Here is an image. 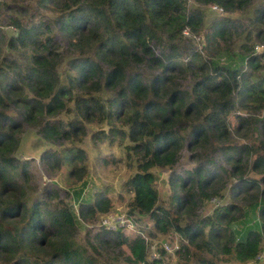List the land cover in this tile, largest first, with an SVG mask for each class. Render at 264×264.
Wrapping results in <instances>:
<instances>
[{
  "label": "trees",
  "instance_id": "1",
  "mask_svg": "<svg viewBox=\"0 0 264 264\" xmlns=\"http://www.w3.org/2000/svg\"><path fill=\"white\" fill-rule=\"evenodd\" d=\"M187 1L0 0V264H99L104 251L123 247L129 264H159L164 251L149 257L152 231L86 228L109 210L110 188L86 193L84 180L68 191L73 203L59 198L58 187L36 195L30 165L16 155L25 127L50 144L78 139L91 126L94 140L126 141L135 166L122 184L131 194L128 218L147 215L148 230L178 232L188 262L190 247L211 255L190 264L257 260L264 243V49L256 48H264V2ZM211 5L221 10L206 24ZM235 109L232 135L226 121ZM185 147L186 167L178 165ZM66 151L46 149L40 162L49 171L70 166L68 176L81 180L85 152ZM155 168L172 169L170 208L160 200ZM222 188L231 201L192 218ZM84 231L98 259L75 241Z\"/></svg>",
  "mask_w": 264,
  "mask_h": 264
},
{
  "label": "rangeland",
  "instance_id": "2",
  "mask_svg": "<svg viewBox=\"0 0 264 264\" xmlns=\"http://www.w3.org/2000/svg\"><path fill=\"white\" fill-rule=\"evenodd\" d=\"M264 0H255V4L263 3ZM190 0L187 1V5L189 6ZM206 24H208L212 19H214L218 14L216 10L210 9V7L206 8ZM246 13L250 14V11H246ZM258 51L264 49L263 46H258L256 48ZM264 63V62H263ZM64 67H60V71L62 72ZM239 114V111L235 109L227 118V126L231 131L232 135L234 134V128L237 125L236 115ZM96 127H89L88 131L85 135L80 136L75 140H65L60 142V144H50L46 142L42 136L38 135L36 131L30 127H25L23 132L21 133V143L16 155L21 160H27L30 169L33 173L32 184L38 187L36 189V195L41 193L40 188H59V198L62 201H70L71 203L75 202L76 198L71 195L72 189L77 188L76 185L82 184V181L85 180L87 186L85 192L88 193L91 189H95L94 187L110 188L108 191V195L111 198L112 204L109 208V211H113L115 215H125L127 211V202L129 201L131 194L126 193L123 188V182L133 173L134 171V162L129 160L126 157L125 145L126 141L123 142L122 145H117V140L113 142V144H108L106 141L94 140L91 137L93 131H95ZM119 138V137H117ZM68 147H79L83 149L85 152V160H84V174L81 175V180L75 177H69L68 173L70 170V166H63L60 169H55L53 171L47 170V168L40 162L39 156L46 149L57 150L59 153H68L66 151ZM188 151L187 148H183L181 152V158L179 162V166H188ZM179 169V167H178ZM177 169V170H178ZM172 169H153L156 176V188L159 191V196L162 205L167 208H170L169 197L172 194L173 190L169 184V175L171 174ZM88 175V176H87ZM253 173H248L247 177H252ZM86 176V177H85ZM258 176L255 174V177ZM56 185V186H55ZM35 187V188H37ZM222 188L219 191V194L208 201L201 203L199 206L194 208L192 211L194 215L192 218H203L209 215H212L216 208L221 206H225L231 201L228 190ZM224 195V197H223ZM54 204V203H53ZM74 207H77V204H73ZM104 213H97L93 216L92 219L86 221V228L91 229L92 232L98 230L97 228L101 225V217ZM133 225L130 226L129 229H125L128 234H141L144 237H147L144 231L146 232L152 231L155 236L150 239L151 243L155 246V248L162 247V245L168 244L170 247L169 251L164 250L161 254V259L159 264H190L194 263L196 260L194 258L196 256L202 257H211L209 253L203 251L201 249H197L194 247H190L193 256L190 257L189 262L182 257L185 255V251L180 243V235L178 232L170 231L167 234H161L159 232L155 233L154 230H148L152 227V223L147 215L138 216L134 215ZM134 228V231L132 230ZM207 230V228H206ZM91 232V233H92ZM144 232V233H143ZM75 241L77 244L86 246L89 250V253L93 254L97 257L95 251L88 245L86 241L85 231L77 234L75 236ZM182 243H187L186 239L183 240ZM96 244V243H92ZM179 250V253L176 251ZM104 255L102 259H98L99 264H129L127 262L126 257L128 256V252L126 248L123 247L119 250H107L103 252ZM224 257H230L228 255H223ZM150 257V256H149ZM219 257H222L219 255ZM188 262V263H187ZM235 264H240L237 261H233ZM219 263V261H217ZM246 264H264V243L261 245L260 254L257 257V260L250 261Z\"/></svg>",
  "mask_w": 264,
  "mask_h": 264
},
{
  "label": "built area",
  "instance_id": "3",
  "mask_svg": "<svg viewBox=\"0 0 264 264\" xmlns=\"http://www.w3.org/2000/svg\"><path fill=\"white\" fill-rule=\"evenodd\" d=\"M211 9L220 11L221 9L217 8L215 5L210 6ZM183 33L188 35L189 28H186ZM101 225L105 226L108 229H129L131 225L134 226L133 221L131 218H128L126 215H115L113 211H109L106 214L102 215L101 217ZM131 229V228H130ZM134 231V228L132 229ZM162 248L166 251L170 250L168 244L162 245ZM151 254L150 258L157 257L156 248L153 244L150 246Z\"/></svg>",
  "mask_w": 264,
  "mask_h": 264
}]
</instances>
